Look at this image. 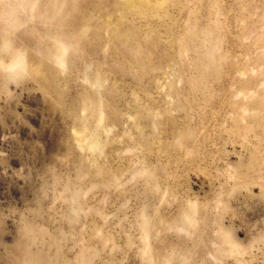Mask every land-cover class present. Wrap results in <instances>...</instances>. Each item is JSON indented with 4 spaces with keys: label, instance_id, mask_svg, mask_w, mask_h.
I'll return each mask as SVG.
<instances>
[{
    "label": "rangeland",
    "instance_id": "374dc122",
    "mask_svg": "<svg viewBox=\"0 0 264 264\" xmlns=\"http://www.w3.org/2000/svg\"><path fill=\"white\" fill-rule=\"evenodd\" d=\"M32 1L0 0V264H264V0L138 20L121 70L106 31L32 57Z\"/></svg>",
    "mask_w": 264,
    "mask_h": 264
},
{
    "label": "bare ground",
    "instance_id": "6f19581e",
    "mask_svg": "<svg viewBox=\"0 0 264 264\" xmlns=\"http://www.w3.org/2000/svg\"><path fill=\"white\" fill-rule=\"evenodd\" d=\"M29 4L33 5L32 12L37 16V22L28 27L29 29L24 32L19 43L20 45L31 43L38 46L32 57L41 56L54 59L58 65L64 59L66 50L72 46L71 44H75L85 52L84 48H87V45L83 43L84 39L92 38L91 41L98 43L100 38L95 37L92 32L97 30L101 34L102 31H106L110 34L109 44L111 46L108 57L115 59L113 64L119 70L125 65L124 61L118 59L123 56L120 50L123 44L136 47L139 37L150 47H155L161 41L160 36L154 30L150 33L147 31V35L142 36L136 25L138 20H143L145 24L171 23L169 10L173 9V5L177 8L180 6L183 11L188 8L186 0H132V4L120 0H33ZM128 10L131 12L128 13ZM190 13L194 15L196 11L193 9ZM96 17L101 19L99 23L95 21ZM146 28L147 26L144 25V30ZM170 37L171 33H168L167 41ZM174 38H176L175 45L180 46L188 39V34L183 31ZM14 42H2V48L5 50L3 55L17 59L16 61L22 64V53L20 52V57V54H14L12 48L8 47ZM91 49L94 51L93 46ZM131 55L140 61L136 51ZM36 71L38 77L46 79L53 74L54 70L50 65H46ZM78 102L82 107L90 104L93 106V111L97 110V99L94 92L84 94L76 102L72 100L69 104L74 106ZM90 139L91 146H93L95 140Z\"/></svg>",
    "mask_w": 264,
    "mask_h": 264
}]
</instances>
